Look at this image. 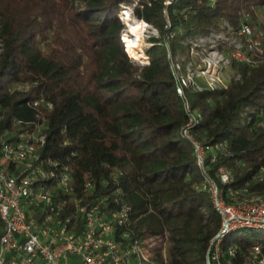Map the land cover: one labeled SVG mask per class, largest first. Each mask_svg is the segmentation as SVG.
Returning <instances> with one entry per match:
<instances>
[{
    "label": "trees",
    "instance_id": "obj_1",
    "mask_svg": "<svg viewBox=\"0 0 264 264\" xmlns=\"http://www.w3.org/2000/svg\"><path fill=\"white\" fill-rule=\"evenodd\" d=\"M133 1L0 2V146L44 122L38 154L72 167L83 201L97 196L113 208L125 204L135 234H166V264H209L221 216L199 188L205 172L183 132L191 117L183 101L196 111L188 127L205 149L207 174L224 192L264 194V24L257 19L264 0H136L135 16L159 32L147 38L148 61L140 65L124 50L117 15ZM223 20L253 29L259 61L238 63L239 77L226 87L186 88L180 95L168 53L174 55L179 40L217 29ZM48 33L55 41L43 46ZM224 170L232 179L223 183ZM86 175L93 188L84 194ZM258 230L264 226L223 235L229 264H259L264 234ZM253 244L260 245L256 256Z\"/></svg>",
    "mask_w": 264,
    "mask_h": 264
},
{
    "label": "built area",
    "instance_id": "obj_2",
    "mask_svg": "<svg viewBox=\"0 0 264 264\" xmlns=\"http://www.w3.org/2000/svg\"><path fill=\"white\" fill-rule=\"evenodd\" d=\"M169 1L165 0L166 3ZM124 6L126 9L120 8V15H124L121 20L126 27H122L120 39L129 58L137 60L140 58L131 54L124 36L129 30L127 20L131 19L133 7ZM144 24L142 35L148 22L144 20ZM222 33H236L240 38L233 39L228 49L220 46L201 49L196 68L181 67L179 62L173 61L171 52L168 53L176 90L180 95L184 96L186 88L226 87L229 82L225 83L218 73L232 60L248 65L256 63L254 51L262 49L246 23L235 27L223 20L219 28L192 38L205 39ZM245 36L250 41L248 48L243 43ZM143 58L145 61L142 64L148 61V55L145 53ZM238 77L239 73H236L235 78ZM199 78L201 82L197 81ZM36 103L34 101L33 104ZM183 105L191 112L183 132L192 140L196 163L205 172L199 188L209 193L221 216V226L210 240L207 262L229 264L221 247L222 237L226 232L242 226H264V194L239 196V190L233 188L224 192L207 174L205 149L193 138L188 127L196 111L190 108L186 97ZM44 127V122L36 123L31 132L20 133L17 139L0 146V264H166L169 244L166 234H135L128 228L130 219L125 204L113 208L104 197L97 196L88 202L83 201L74 188L72 167L39 156L38 151L45 140ZM219 176L223 183L232 179L228 170L222 171ZM92 188L91 177L86 175L82 192L90 193ZM224 194L232 200L226 202ZM251 249L252 255L256 256L260 245L253 244ZM226 252L232 255L233 248H228Z\"/></svg>",
    "mask_w": 264,
    "mask_h": 264
},
{
    "label": "rangeland",
    "instance_id": "obj_3",
    "mask_svg": "<svg viewBox=\"0 0 264 264\" xmlns=\"http://www.w3.org/2000/svg\"><path fill=\"white\" fill-rule=\"evenodd\" d=\"M33 1V0H32ZM1 3H6L7 0H0ZM38 2V3H44L45 0H42V1H39V0H34V5L35 3ZM136 3V0L133 1L132 3H129L127 5H129L131 8L133 7V4ZM30 6V4H29ZM34 8V6H33ZM122 9H126L125 6L121 7ZM128 11V10H127ZM118 18L119 20L121 21L122 23V27L123 29L126 27V24L123 20H121V17L124 16L123 14L120 15V10L118 12ZM138 18L137 16H135V14L133 13L131 15V19H128L127 20V23L128 22H135ZM257 19L262 22L264 24V7H261V8H258L257 9ZM121 31H122V28H121ZM128 33V32H127ZM126 33V34H127ZM258 33H260V29L258 30ZM124 34V35H126ZM159 32L157 30V28L152 25L151 23L148 22V25H147V28H146V31L143 33L142 37L140 36V46L143 50V55L146 53L145 51V47L148 46V42H147V38L150 36V35H158ZM252 34H253V29H252ZM47 39H43L41 41V44L43 46H45V42L48 41V43H50V46L51 44H53V41H55V37L52 33H48L47 35ZM60 37H63V40H65V38L68 37V33L67 32H63V34L60 36ZM191 37H185L181 40H179V43L176 44V48L174 49V55H173V61H177L179 62V64L181 65V67L183 68H187V67H195L196 68V65L198 63V58H199V53L201 51V49H203L204 47L206 49L208 48H217V47H221L223 49H228L230 46H231V42L233 41V39H238L240 38L239 36H237L236 33H230V34H215L213 37H209V38H205V39H200V38H192ZM245 38V41L243 42L244 43V46L246 48H248V44H249V38H247V36L244 37ZM247 38V39H246ZM242 39V37H241ZM61 40V39H60ZM203 40V41H202ZM243 40V39H242ZM124 47V46H123ZM46 49V48H45ZM0 51H1V41H0ZM147 54V53H146ZM254 61H259L260 59V55H262V52L261 51H254ZM134 64H142L144 61H145V58L140 57V59H130ZM189 62H191V64H189ZM238 63L240 62H234L233 60L231 61L230 65H228L227 67L221 69L218 73L219 77L221 79H223L225 81V83H228L230 81V79H233L235 78L236 76V73H238V70H237V65ZM197 81L201 82L202 79H197ZM12 86H16V87H24L23 84H12ZM242 230H236L234 232H232L231 234H229L230 237H234V236H237L240 234ZM260 235L264 234V231L262 230H258L257 231ZM259 264H264V255H263V258H262V262H259Z\"/></svg>",
    "mask_w": 264,
    "mask_h": 264
},
{
    "label": "bare ground",
    "instance_id": "obj_4",
    "mask_svg": "<svg viewBox=\"0 0 264 264\" xmlns=\"http://www.w3.org/2000/svg\"><path fill=\"white\" fill-rule=\"evenodd\" d=\"M144 25V20L139 19L135 22H128L129 30H127L128 33L124 35L127 41V48L136 58L142 57L144 53L139 43Z\"/></svg>",
    "mask_w": 264,
    "mask_h": 264
}]
</instances>
